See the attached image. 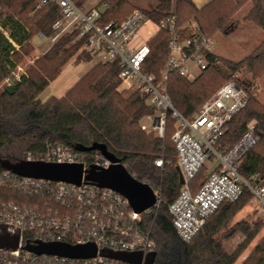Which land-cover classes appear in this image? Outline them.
I'll list each match as a JSON object with an SVG mask.
<instances>
[{"label":"trees","instance_id":"16d2710c","mask_svg":"<svg viewBox=\"0 0 264 264\" xmlns=\"http://www.w3.org/2000/svg\"><path fill=\"white\" fill-rule=\"evenodd\" d=\"M152 10H143L149 18L159 21L174 12L180 23L188 26V35L195 27L210 38L214 34H232L235 29L233 14L248 2L251 8L246 19L264 31V0H213L199 9L192 0H156ZM40 0H3L1 14L4 24L12 30L14 39L22 49L15 53L0 33V86L12 71L30 56L33 47L31 38L39 33L50 36L59 21L57 4H47L30 16ZM219 3L230 5L225 10ZM107 4L101 12L100 25L121 23L135 11L140 10L130 0H102ZM4 43L9 45L4 48ZM84 39H78V31L72 30L62 36L55 45L33 65L13 88V94L0 91V171L6 170L5 163L17 164L25 161L28 152L44 151L50 145L62 144L77 152L91 156L100 153L124 165L138 181L151 188L161 187L162 205L156 215H144V226L152 231L157 243L153 264H237L242 254L259 236L261 223L245 220L233 225L238 213L246 206L252 192L244 186L242 197L234 203H224L208 220L204 228L189 244L182 243L173 226L168 206L179 196L183 187L177 150L172 141L176 120L170 114L165 138L142 129V120L154 115L156 109L140 96L126 99L119 91L123 80L117 61L94 65L71 88L63 98L51 97L43 102L40 95L58 77L60 71L83 46ZM150 54L143 63V72L153 74L158 84H163L174 108L185 118L193 117L199 108L221 86L230 81L241 65L253 68L264 63V42L245 59L234 62L209 54L214 64L196 80L189 81L174 72L166 80L162 78L167 55L168 35L159 33L149 42ZM82 60L91 57L83 52ZM224 66V67H223ZM226 67V68H225ZM215 71L226 77L219 88L217 77L204 78ZM237 83L249 93L247 106L230 121L225 133L216 144L222 152L232 149L254 125L258 139L244 156L239 166L240 176L251 186H264V102L252 95L243 82ZM168 137L170 138L168 143ZM164 158V168L156 167L155 161ZM208 168L204 167L191 187L196 192L206 179ZM0 200L25 201L17 191L0 187ZM237 234L245 237L238 247L229 252L226 243ZM177 258V263H176ZM241 264H264V239Z\"/></svg>","mask_w":264,"mask_h":264},{"label":"built area","instance_id":"2783aa9c","mask_svg":"<svg viewBox=\"0 0 264 264\" xmlns=\"http://www.w3.org/2000/svg\"><path fill=\"white\" fill-rule=\"evenodd\" d=\"M0 33L12 47V54L19 45L12 30L5 26L1 14ZM47 4H57L60 19L50 36L39 33L51 45L72 30L78 31V39H84L83 52L98 63L117 61L121 67L120 77L132 79V86L141 99L156 109L147 116L151 127L142 124L147 133H156L165 138L168 116L176 120L172 141L177 150V159L183 174L184 184L179 196L168 206L173 226L179 240L191 243L208 220L227 202H237L246 186L264 209V186L249 185L239 174L244 156L258 139L254 125L230 150L218 151L216 144L225 133L230 121L242 111L250 100L247 90L237 83V78L221 86L198 112L190 118L183 117L173 106L163 84H158L155 75L143 72V63L150 54L149 42L159 33L168 35L167 55L162 78L166 80L174 72L189 81L196 80L213 64L209 54L214 39L207 37L195 27L188 35V26L180 23L176 13L171 12L159 21L137 10L121 23L98 24L101 12L107 7L80 9L74 0H40L36 13ZM151 27L145 37L141 32ZM198 72V73H197ZM220 164L206 174L200 188L194 192L191 181L206 167L213 156ZM90 157L62 144L50 145L44 151L28 152L25 161L57 164H84L108 169L119 164L100 153ZM156 167L164 168V158L155 161ZM0 187L17 191L25 201L0 200V227L20 234L17 250H0V264H132L102 256V249L137 253L147 257L157 252V243L152 231L144 226V215H156L162 205L161 187L152 188L156 195L155 205L143 213H136L122 194L102 188L83 180L81 185L19 176L12 171H0ZM62 247H94L96 255L85 258L62 256L51 251L39 253L36 249Z\"/></svg>","mask_w":264,"mask_h":264},{"label":"rangeland","instance_id":"374dc122","mask_svg":"<svg viewBox=\"0 0 264 264\" xmlns=\"http://www.w3.org/2000/svg\"><path fill=\"white\" fill-rule=\"evenodd\" d=\"M175 1L176 0H174L173 11H175ZM74 2L80 9L85 11L90 9V7H93L96 3L95 0H74ZM130 2L135 6V8L140 10H152L157 6L156 0H130ZM219 6L225 8L226 5L219 3ZM230 8L231 4L227 5L225 10L228 11ZM250 8L251 2H248L237 13L233 14L235 23H232L231 25H234L235 29L232 34H214V44L212 50L216 53V55L237 63L252 55L264 42V31L256 24L246 19ZM32 15L33 13L30 16ZM31 45L33 47L31 55L24 57V60L17 66L16 69L8 71L6 79L0 86V91L4 90L6 87H10L12 89L15 88L22 79L23 75H26L28 66L33 65L37 59L42 57L53 47L49 40L40 39L38 35L35 37L34 35L32 36ZM21 49L22 47L20 50ZM83 55L81 47L63 67L58 77L54 79L40 95V99L43 102L47 101L51 97L63 98L67 92L73 88L94 65L98 63L95 58L91 59L89 62L82 60ZM9 76H14L18 79L15 85H10ZM234 76L245 84L251 94L255 95V98H257L260 102H264V63L256 64L253 68L243 64L238 71L234 73ZM210 77H217L218 79V84H215V89L219 88V86L227 80L226 77L218 75L214 70L206 74L204 78L207 79ZM132 82V79H127L120 86L119 91L126 99L135 95L139 96V93L135 91V87L132 86ZM141 124L151 127L150 118H144ZM169 139L170 138L168 137V143L170 141ZM219 164V159L214 155L212 159L207 162L206 168L214 170ZM242 220L251 224L261 223L263 227L259 236L242 254L237 264H241L245 261L253 252L255 247L261 244L262 239H264V209L262 205L252 196H250L246 206L235 217L233 225ZM244 239V236L237 234L226 243L227 250L229 252H233L238 245L244 241Z\"/></svg>","mask_w":264,"mask_h":264},{"label":"water","instance_id":"95a60500","mask_svg":"<svg viewBox=\"0 0 264 264\" xmlns=\"http://www.w3.org/2000/svg\"><path fill=\"white\" fill-rule=\"evenodd\" d=\"M9 45L4 43V48L8 49ZM10 85H15L18 79L14 76H9ZM6 91L13 94V89L6 87ZM109 158V157H108ZM111 159V158H109ZM114 161L113 159H111ZM6 170L28 178L44 179L58 182H65L74 185H81L83 180L97 184L102 188H110L123 196L130 202L136 213H143L147 209L153 207L157 201L154 190L146 183L138 181L133 177L122 164L112 165L108 169H101L98 166L91 165L85 169L84 164H57L46 162H30L22 161L17 164L5 163ZM180 178L184 184L183 174L179 168ZM20 234L17 230H12L10 233L0 227V250H17L19 246ZM39 253L51 251L62 256L72 258H85L96 255L94 247H62L59 245L53 246L51 249H36ZM102 256L125 261L132 264H141L143 255L141 252L128 253L102 249ZM155 253L149 255L146 264H153Z\"/></svg>","mask_w":264,"mask_h":264},{"label":"crops","instance_id":"0c3cea01","mask_svg":"<svg viewBox=\"0 0 264 264\" xmlns=\"http://www.w3.org/2000/svg\"><path fill=\"white\" fill-rule=\"evenodd\" d=\"M96 1V3H95V5L93 6L94 8L96 7H98V8H101L102 7V5H100L101 4V2H102V0H95ZM193 1V3L199 8V9H201V8H203L204 6H206L207 4H209L210 2H212L213 0H192ZM93 7H90V9L91 8H93ZM151 29V27H150V25L149 26H147V27H145V29L141 32V37L143 38V37H145L146 35H147V32H148V30H150ZM215 53V52H214ZM216 54V53H215Z\"/></svg>","mask_w":264,"mask_h":264}]
</instances>
